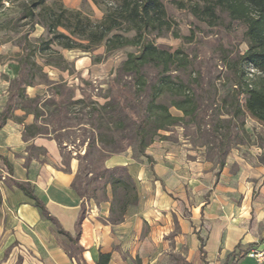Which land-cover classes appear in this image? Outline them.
<instances>
[{"label": "trees", "instance_id": "16d2710c", "mask_svg": "<svg viewBox=\"0 0 264 264\" xmlns=\"http://www.w3.org/2000/svg\"><path fill=\"white\" fill-rule=\"evenodd\" d=\"M90 1L101 10L99 19L92 20L82 10L64 7L59 2L49 7L46 0H0V12L8 10L5 2L10 6L17 3L18 12L17 17L2 22L0 27L14 30L15 21H28V28L19 38V51L15 53L19 71L9 82V98L0 114V125L7 120H21L14 115V109L24 111L25 115L31 114L33 121L24 127L22 138L27 140L42 134L55 139L65 171H70V162L76 159L77 169L71 187L82 201H98L97 191L102 194L101 199H106L109 189L110 211L106 221L114 225L124 219L131 207H137L139 193L127 165L109 168L105 161L124 152L133 143L139 155L150 161L145 149L159 132L182 124L185 118L196 122L202 97L193 92L191 86L197 80L183 81L172 74L189 65L188 55L181 49L161 48L148 37L153 31L161 33L172 26L161 0ZM171 1L209 26L218 25L219 12H224L230 21L244 27L247 49L227 62L233 72L232 88L221 98L220 104L215 105L211 123L202 131L209 138L202 147L215 158L220 170L228 152L247 134L244 117L254 119L264 128V0ZM37 25L45 29L46 36H39L32 42L29 34ZM129 32L131 35L125 34ZM55 46L87 53L103 46L104 56L126 46L134 48L135 52H128L120 63L103 103L92 101L83 94L82 98L74 99L73 91L63 92L59 88L44 100L26 96L25 90L33 86L35 78L45 75L44 66L62 71L69 69L68 61ZM101 59L96 57L97 61ZM116 84H121L122 94L118 97L111 94ZM164 96H168L167 102L162 101ZM171 108L179 111L181 116L172 114ZM221 115L228 116V124L220 119ZM196 125L200 127L199 122ZM74 130L80 132L75 148L84 146L83 154L76 152L73 155L67 150L64 140L75 142V138H69ZM17 186L34 199L42 214L56 225L57 232L66 237L68 255L75 257L78 264H84L82 248L78 245L84 203H81L75 233L70 236L32 194L28 184L17 183ZM109 260L110 253L100 252L95 264H108Z\"/></svg>", "mask_w": 264, "mask_h": 264}, {"label": "crops", "instance_id": "0c3cea01", "mask_svg": "<svg viewBox=\"0 0 264 264\" xmlns=\"http://www.w3.org/2000/svg\"><path fill=\"white\" fill-rule=\"evenodd\" d=\"M10 66L0 63V114L3 91L19 71L18 63ZM32 118L0 125V264H78L65 250L66 237L17 183L28 184L70 236L84 203L78 235L84 264H95L100 252L110 253L108 264H256L246 252L264 242V208L251 201L253 183L245 191L221 186L225 165L219 170L215 161L193 157L183 140L154 141L145 149L149 163L136 165L129 150L105 161L109 168L127 165L139 193L138 209L112 225L109 189L106 199L82 201L71 187L75 159L65 171L55 139L22 138Z\"/></svg>", "mask_w": 264, "mask_h": 264}, {"label": "rangeland", "instance_id": "374dc122", "mask_svg": "<svg viewBox=\"0 0 264 264\" xmlns=\"http://www.w3.org/2000/svg\"><path fill=\"white\" fill-rule=\"evenodd\" d=\"M179 1L189 2L190 0ZM58 2L64 7L82 10L92 20L99 19L102 15L101 10L96 5H93L90 0H46V4L49 7L57 5ZM161 2L166 10L168 20L172 22V26L161 33L153 31L148 37H152L155 44L161 48L171 51L181 49L188 55L189 65L185 69H180L172 74L183 81L192 82L197 80V83L191 86L193 92L202 97L200 101L202 107L196 122H191L185 118L182 124L159 132V136L155 137L154 141L162 140L178 143L183 140L193 149V157H198L199 159L211 158V154H207L206 148L202 147V144L208 142L209 139L202 134V131L206 130L211 123V115L215 105H219L221 98L232 88L233 72L227 62L232 61L237 55H241L247 49L243 34L244 27L238 22L230 21L224 12H219L220 22L218 25L209 26L204 21L196 19L187 10L176 7L171 0H161ZM14 4L10 6L9 2L7 4L6 2L4 3L8 10L0 12V24L18 16L17 3ZM27 22L26 19L15 21L14 26L16 28L14 30L0 27V63L6 65L8 69H10V65L13 62H16L15 53L19 51V38L28 28ZM125 34L131 35L130 32ZM39 36L45 37L46 31L42 26L37 25L34 31L29 34V40L35 42ZM54 48L68 61L67 67L69 69L62 71L58 68L44 66L43 72L45 75L35 78L33 86L26 88V96H37L40 100H44L53 95L54 89L59 88L63 92H67V89L73 91L74 99L82 98L83 94L92 101L103 103L108 95L107 90L110 81L115 76L120 63L128 52H135L134 48L128 46L111 51L107 56H104L103 46L97 47L88 53L80 52L79 50H63L57 46ZM98 56L102 57L100 61L96 60ZM38 61L42 62L40 58H38ZM150 73L152 74V71ZM9 82L7 89L3 91V96L7 100L9 98ZM121 92V84H116L111 94L118 97L122 94ZM63 96L66 97L64 94ZM7 100L4 101L5 104ZM167 100L168 96L162 98L163 102H167ZM13 103L15 104L16 102ZM170 110L172 114L181 116V113L176 109L171 108ZM26 115L21 117L24 119ZM219 117L223 119L224 124H228V116L221 115ZM243 119L244 131L247 134H244L240 138L242 142L238 146L233 147L226 155L221 186L231 184L232 186H238L239 190L245 191L244 189L253 183L251 184V201L256 202L259 208L263 209L264 128L254 119L247 117ZM198 122L200 124L199 128L196 125ZM79 134V131L74 130V134L69 137L70 139L75 138V142L64 140L67 150H71L73 155L76 152L83 154L84 146L75 148V145L79 142L78 139H80ZM126 150L131 151L136 165L143 160L149 163V160L139 155L135 143L126 148ZM211 160L214 162L215 158L213 157ZM74 161L77 165L76 159ZM211 169L216 173L217 166L214 164ZM128 172H130L129 168ZM218 175L220 174L218 173ZM234 175L237 176V179H233ZM134 180L137 187L136 179ZM96 194L97 199L101 198L102 194L100 191H97ZM241 198L242 195H240V200ZM137 209L138 207H131L125 217H128Z\"/></svg>", "mask_w": 264, "mask_h": 264}, {"label": "built area", "instance_id": "2783aa9c", "mask_svg": "<svg viewBox=\"0 0 264 264\" xmlns=\"http://www.w3.org/2000/svg\"><path fill=\"white\" fill-rule=\"evenodd\" d=\"M251 71L253 70L251 69ZM246 255L255 261L256 264H264V242L249 248Z\"/></svg>", "mask_w": 264, "mask_h": 264}]
</instances>
